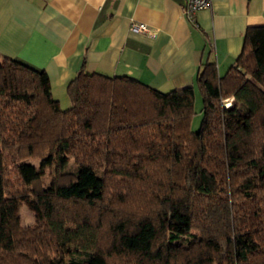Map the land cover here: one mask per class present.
Wrapping results in <instances>:
<instances>
[{"label": "trees", "instance_id": "16d2710c", "mask_svg": "<svg viewBox=\"0 0 264 264\" xmlns=\"http://www.w3.org/2000/svg\"><path fill=\"white\" fill-rule=\"evenodd\" d=\"M66 94L0 55V264H264V25L195 86L82 66Z\"/></svg>", "mask_w": 264, "mask_h": 264}, {"label": "crops", "instance_id": "0c3cea01", "mask_svg": "<svg viewBox=\"0 0 264 264\" xmlns=\"http://www.w3.org/2000/svg\"><path fill=\"white\" fill-rule=\"evenodd\" d=\"M185 1L0 0V55L44 71L59 106L69 104L66 85L82 66L161 92L195 86L204 63L219 76L234 63L246 29L264 25V0H210L195 22ZM131 22L155 36L132 32Z\"/></svg>", "mask_w": 264, "mask_h": 264}, {"label": "rangeland", "instance_id": "374dc122", "mask_svg": "<svg viewBox=\"0 0 264 264\" xmlns=\"http://www.w3.org/2000/svg\"><path fill=\"white\" fill-rule=\"evenodd\" d=\"M195 89L197 90V88ZM197 91H195V105H194L195 115L193 116L191 125H190V128L192 131H196L198 129L202 116H203L202 110H201L202 108L201 97ZM68 102H69V99H68ZM60 106L64 110L69 107V104H61ZM74 168H75L74 164L70 162L68 169L72 170ZM15 212L19 218V223L21 226L27 227V226H31L34 223L35 216H36V209L30 197L21 199L15 208Z\"/></svg>", "mask_w": 264, "mask_h": 264}, {"label": "built area", "instance_id": "2783aa9c", "mask_svg": "<svg viewBox=\"0 0 264 264\" xmlns=\"http://www.w3.org/2000/svg\"><path fill=\"white\" fill-rule=\"evenodd\" d=\"M210 0H186L182 7L183 13L191 20L194 21V14L201 9L209 8ZM129 29L135 33L146 34L150 37L155 36V31L145 23L131 22Z\"/></svg>", "mask_w": 264, "mask_h": 264}]
</instances>
